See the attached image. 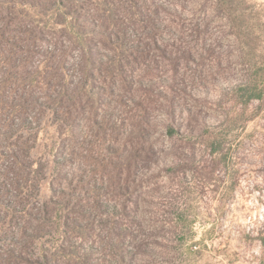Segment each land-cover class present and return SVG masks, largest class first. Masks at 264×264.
Here are the masks:
<instances>
[{"label":"rangeland","instance_id":"obj_1","mask_svg":"<svg viewBox=\"0 0 264 264\" xmlns=\"http://www.w3.org/2000/svg\"><path fill=\"white\" fill-rule=\"evenodd\" d=\"M0 264H264V0H0Z\"/></svg>","mask_w":264,"mask_h":264},{"label":"trees","instance_id":"obj_2","mask_svg":"<svg viewBox=\"0 0 264 264\" xmlns=\"http://www.w3.org/2000/svg\"><path fill=\"white\" fill-rule=\"evenodd\" d=\"M86 25H88V28L90 29V31L88 32L89 33L88 37H91L93 39L96 37L98 38V26H94L93 23L89 24L88 22ZM85 54H86L85 56L86 63L90 65L91 67V69H89L88 72H89V75H92L93 71L94 73L98 71V49L96 47V44L94 46H92L91 44H87V51ZM252 99L261 100L262 96L261 94H258L256 96H253L251 100ZM82 211H83V208H80L77 213L81 215Z\"/></svg>","mask_w":264,"mask_h":264}]
</instances>
